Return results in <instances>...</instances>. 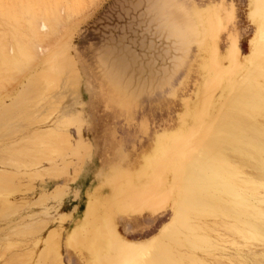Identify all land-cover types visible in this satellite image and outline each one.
I'll use <instances>...</instances> for the list:
<instances>
[{
	"label": "rangeland",
	"instance_id": "obj_1",
	"mask_svg": "<svg viewBox=\"0 0 264 264\" xmlns=\"http://www.w3.org/2000/svg\"><path fill=\"white\" fill-rule=\"evenodd\" d=\"M58 2L53 17L46 9L53 29L42 18L44 9L39 13L44 21L37 16V34L30 23L18 25L4 15L0 4V51L13 54L14 47L5 46L18 36L24 48L36 45L31 49L36 54L29 50L36 56L30 71H0V110L32 74L57 75L51 79L53 91L48 88L51 96L36 108L34 101L29 105L36 113L29 119L18 112L9 117L5 124L13 126V134L0 125V256L5 253L0 264H37L51 232L65 264H97L92 247L71 244L76 230L87 224L95 197L100 203L95 245L143 250L181 199L184 150L178 141L195 132L209 91L214 120L255 56L257 32L264 27V0ZM203 32L209 36L204 43ZM43 105L50 110L39 112Z\"/></svg>",
	"mask_w": 264,
	"mask_h": 264
},
{
	"label": "bare ground",
	"instance_id": "obj_2",
	"mask_svg": "<svg viewBox=\"0 0 264 264\" xmlns=\"http://www.w3.org/2000/svg\"><path fill=\"white\" fill-rule=\"evenodd\" d=\"M3 1L6 0H0V4L4 15L12 18L13 22L15 21L18 25L24 21L30 23L33 33H36L38 29L39 13L44 9H48V12L51 9L52 13H50L53 15L49 16L53 17L54 7L58 6L55 5V2L59 1L58 4H61L60 0H52V3L50 1L49 6L44 8L45 6L42 5L47 6L49 0L48 3L46 0H10L11 5H6L8 0L3 5L5 3ZM45 2L46 4H44ZM45 12L47 15V10ZM45 15L42 14V18L48 23L50 18L46 19L49 16ZM21 16L24 18L23 20H20ZM43 19L40 16V20ZM50 21L48 26L52 28L54 23L51 21V24ZM261 24L264 23L261 22ZM257 33L255 56L249 62L243 75L239 76L238 81L232 86L226 100L219 106V112L214 116V120L210 121L212 117L210 118L208 112L212 93L209 91L197 112L195 132L190 133L189 136H180V140L179 138V141L177 140L182 148L181 151L184 150L181 153L182 160L178 178L181 186V199L171 220L146 242L143 250L127 253L119 243H114L110 250H102L95 245L94 238L95 231L99 227L97 223L100 222L98 209L100 203L95 197L92 199L89 209L88 222L82 229L76 230L72 245L76 248L82 245L92 247L94 260L97 264H264V27H261ZM202 35L204 43L209 36L205 32ZM17 38L20 39L19 36ZM17 38L16 41H14L15 38H12V44H8L10 41L5 40L8 41L6 42L7 46L12 45L6 47L4 44L5 48L12 49L14 47L13 54L10 50L11 54L8 53V50L0 51V71L5 75H15L16 73L20 75V72L36 66L33 61L36 56L31 53L34 52V49L31 50L32 47L36 48V45L31 47L27 43V48H24L23 42ZM54 74L56 75V73L48 71L32 74L22 92L12 102L10 101V104L1 108L0 125L3 126L4 123L7 129L5 123L8 124L9 117L12 118V115L17 112L19 115L23 114L22 117L24 116L26 119L36 113L29 112V105L34 101L33 107H37L39 102L46 100L44 99L45 95L51 96L47 92L49 89L53 91L51 90V85H53L51 79L54 80ZM11 77L15 76H10V79ZM63 82L61 86H66ZM69 87L71 88L70 84ZM47 104L49 103L47 102ZM33 107L30 106L32 109ZM48 107L43 105V108L38 111L42 112ZM29 113L31 114L29 115ZM41 115L43 116V113ZM18 119H15L16 122ZM35 119L37 118L35 117ZM40 121H42L41 118ZM39 122L37 123L40 124ZM34 124H36L35 121ZM1 126L0 129L3 130ZM12 127H9L7 132ZM12 131L13 129H11L10 135L13 134ZM38 131L35 133L38 136L44 134L39 135ZM7 132L6 134L9 136ZM33 133H30V136H33L31 135ZM43 136L48 135L44 134ZM12 158L9 159L12 160ZM13 162L17 163L16 160ZM14 163L12 164L14 165ZM4 165H8V162ZM8 206L11 208L10 205ZM94 225L96 230H94ZM19 228L22 229V227ZM51 233L52 235H48L51 237L46 242L40 259H37V264H65L59 249V241L55 240L57 234L56 232H54L55 234ZM3 241L4 239H0V244H4ZM29 242L27 243L29 244ZM17 243L21 244L20 241ZM10 244L7 243L9 249H6L10 250ZM11 247L13 248V246ZM28 251L31 250L22 252L27 254ZM17 254L15 253L14 256ZM23 257L24 260L27 256L23 255ZM17 258L13 259L14 262L19 260ZM10 261L12 263V260ZM20 262L18 263L21 264Z\"/></svg>",
	"mask_w": 264,
	"mask_h": 264
}]
</instances>
